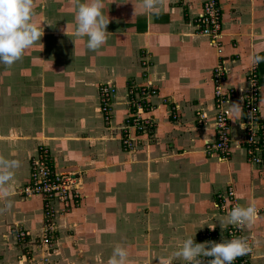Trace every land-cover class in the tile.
Listing matches in <instances>:
<instances>
[{"label":"crops","instance_id":"0c3cea01","mask_svg":"<svg viewBox=\"0 0 264 264\" xmlns=\"http://www.w3.org/2000/svg\"><path fill=\"white\" fill-rule=\"evenodd\" d=\"M117 2L104 0V11L110 19L108 41L99 50L90 51L87 37L73 35L71 0H37L39 10L49 8L50 14L42 13L38 18L50 20L51 26L44 30L52 45L50 56L44 52L40 69L32 64L24 68L40 70L33 94L0 98V156L20 161L13 181L15 194L10 198L13 207L0 212V264L39 262V249L30 241L18 242L15 231L26 229L31 234L29 240L41 235V199L19 193L29 180V159L40 144L50 149L56 168L78 169L84 176L99 170L105 173L106 183L114 182L113 189L120 194L113 211L120 220L121 238L127 243L132 236L123 238V232L138 230L140 211L145 217L169 214L178 232L185 229L193 234L206 226H222L226 216L215 207V199L232 186L239 204L254 203L260 209L256 224L246 231L253 241L252 263L264 264V169L251 164L242 148L233 146L227 159L204 151L205 142L216 138L213 68L224 61L228 68L225 86L239 90L245 87L249 58L264 48V0H221L220 54L196 30L194 19L201 11L202 0H164L159 6L161 15L152 23L144 15L133 16L131 0ZM42 24L44 29L46 23ZM142 57L148 60L147 68L142 66ZM257 70L264 122V63L257 65ZM128 79L151 82L158 90L152 97L155 128L138 138L132 152L123 151L118 139V127L127 111ZM102 81H111L117 87L109 129L99 111L97 89ZM166 98L168 104L163 102ZM241 98L227 104L229 113L233 103L241 105ZM174 112L177 120L172 117ZM198 113L207 119L198 123ZM242 117L243 113L236 121L230 119L233 138L242 133ZM102 196L99 190L98 197ZM120 198L125 202L120 203ZM94 199L93 192L87 193L88 204ZM3 203L0 201V208ZM86 213L90 215L91 210ZM96 213L100 220L107 211L99 206ZM63 222L60 228L71 226ZM104 225L107 222L98 228L100 237L105 236ZM199 225L203 227L197 229ZM25 248L34 250L35 261L26 259Z\"/></svg>","mask_w":264,"mask_h":264},{"label":"built area","instance_id":"2783aa9c","mask_svg":"<svg viewBox=\"0 0 264 264\" xmlns=\"http://www.w3.org/2000/svg\"><path fill=\"white\" fill-rule=\"evenodd\" d=\"M195 27L198 34L207 37L209 44L215 48L218 54L222 52V7L221 0H202L200 13L195 17ZM143 59V67H148V60ZM228 68L224 61L215 65L212 71L213 82V110L212 115L216 138L206 141L204 151L206 155H216L220 159L230 157L232 147L242 148L250 163L264 165V122L260 114V84L257 66H249L245 74L246 85L239 90L234 87H226L225 80ZM158 94V90L151 82L136 83L126 87V115L119 125L118 139L122 149L132 152L136 149L138 138L141 135L151 134L156 121L154 112L156 105L152 97ZM117 89L112 82H105L98 86L99 111L105 125L109 129L113 119V105L116 99ZM241 96L243 117L241 121L242 133L238 138H233L230 133L231 120L226 109L227 104L236 97ZM168 104V100L163 101ZM198 123L207 119L203 113L199 114ZM173 119H177V113H172ZM29 180L22 186L19 193L24 197H39L42 202L41 235L37 239H28L30 232L24 228H17L15 237L18 242L25 244L30 241L34 247L43 248L53 244V236L56 217L68 213L72 207L82 198L79 191L80 176L74 172L59 171L54 165L53 156L46 145L42 144L36 149L29 159ZM238 203L235 190L232 186L224 192L218 193L215 199V207L227 217L228 212ZM259 209V208H258ZM260 211V209H259ZM233 236L246 237L251 246V252L238 257L233 264H253V241L247 233L246 227L239 228L229 225L227 228L211 230L200 235V240L212 238L216 243L231 239ZM34 250L27 249L24 253L27 260L35 261ZM204 264L213 257H203Z\"/></svg>","mask_w":264,"mask_h":264},{"label":"rangeland","instance_id":"374dc122","mask_svg":"<svg viewBox=\"0 0 264 264\" xmlns=\"http://www.w3.org/2000/svg\"><path fill=\"white\" fill-rule=\"evenodd\" d=\"M39 8L40 7L38 6L36 8V10H38L36 11L38 15L42 13L50 14L49 8L44 7L42 11L39 10ZM47 23L50 24L49 19ZM48 24H45L46 27L44 30L48 29ZM45 36L46 33L44 31L43 38L41 37L40 41L43 45L41 51H39V44H37L32 49H29L28 52L24 54V57L20 61L13 64L11 68H6L4 65L0 64V98H20L21 95L34 93L36 76L37 73H40V70L28 71L24 68H26V66L29 68V65L32 64L37 65V68L40 69V65L43 62L42 59L44 52L46 51L48 53L47 57L50 56L48 49H51L52 45ZM141 63L143 66V59H141ZM131 81L134 80L128 79L126 87L131 85ZM105 82L109 81H102L98 84V86ZM40 146L41 144L37 147V149ZM122 150L125 151L124 149ZM253 165L258 169H264V167L260 164ZM58 170L63 172L70 171L61 169ZM102 170L104 169L102 168ZM71 172H74L81 178L79 179L78 189L82 198L68 213H63L60 214L58 218L56 217L54 221V236L52 239L53 244L43 248L37 247V249H39L37 250L39 252L36 253L39 258V262H37V264H107V260L110 257L113 248L117 244L127 247L130 250V264H159L158 256H167L173 250L178 249L182 241L187 236L193 235L194 242L196 243H203L206 241L216 243V241L211 240L212 238L200 240V235L207 232L209 233L211 230H215L217 228H223V225L220 227L217 225L211 229L206 226L201 230H197L201 228L200 226L203 227V225H199L196 229L197 231L194 232L195 234H190L185 229L184 232H180V230L178 232L175 227H173V223L175 222L169 214L161 213L159 215L154 214L152 216L149 215L145 217V214H142L140 211L138 230H134L132 233L124 231L122 235L123 238L128 239L132 236V238H130V242L133 243L132 245L129 241V243H127L125 240H122L119 227L120 220L117 215H114L113 208H115V200L120 194L115 193L113 189L114 182H111V184L106 183L108 180L104 179L106 178V175H104L105 173H101L99 170L94 171L93 174L92 172H87L85 176L82 172L78 171V169ZM107 178H110V175H108ZM99 190L102 192L104 197H98ZM89 192H93L95 194L93 204H88L89 202L85 201L87 193L89 194ZM119 201L120 203L125 202V199L120 198ZM98 205L103 209V212L104 210L107 211L106 214L100 217L102 220H99V216L96 213L97 209L99 211ZM90 210L91 214L87 215L86 212H90ZM64 218H66L67 221L65 220V222H63ZM62 222L64 225H67V222H69L71 226L67 227L68 229L60 228V223ZM73 222L77 223V225L73 226ZM105 222H107L108 227L104 225L105 227H103V230L107 228L105 230V236L100 237L98 236L100 232L98 228H100V223L101 226H103ZM204 223L205 222L202 224ZM79 228L80 230H78ZM114 234H120V236L116 238ZM87 235L89 236L86 237ZM181 237L185 238L182 239ZM26 249L27 248H25V250ZM131 259L136 261H132ZM174 264H183V262L174 261Z\"/></svg>","mask_w":264,"mask_h":264},{"label":"clouds","instance_id":"9594fccd","mask_svg":"<svg viewBox=\"0 0 264 264\" xmlns=\"http://www.w3.org/2000/svg\"><path fill=\"white\" fill-rule=\"evenodd\" d=\"M117 0H111V3ZM125 0L123 3H127ZM133 4V16L144 15L149 23L162 13L160 5L164 0H139ZM74 8L75 30L73 35L77 38L87 37L86 48L97 51L108 41L109 32L107 26L110 23L109 16L105 14L104 0H71ZM37 0H0V64L11 68L20 61L29 49L39 44V51L43 45L40 42L44 35L42 22L36 12ZM139 9V11H137ZM51 26L50 24H48ZM264 48L253 52L249 58V65L255 67L264 63ZM51 67V65H50ZM240 104L233 103L228 114L229 119L236 121L242 115ZM20 167V161L5 159L0 156V201L4 202L0 212L10 211L13 207L11 197L14 193L15 170ZM259 209L254 203L237 204L227 214L223 221V227L229 225L239 228H251L256 224ZM213 227H209L214 228ZM251 246L246 237L233 236L222 242H194V236H187L178 249L173 250L167 256L159 257V264H174V261H182L183 264H204L203 257H213L207 264H233L240 256L251 252ZM130 250L117 244L107 260V264H130Z\"/></svg>","mask_w":264,"mask_h":264}]
</instances>
